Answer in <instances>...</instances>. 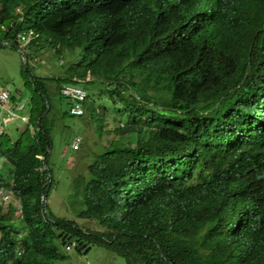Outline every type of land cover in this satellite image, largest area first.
I'll return each mask as SVG.
<instances>
[{
    "label": "trees",
    "instance_id": "1",
    "mask_svg": "<svg viewBox=\"0 0 264 264\" xmlns=\"http://www.w3.org/2000/svg\"><path fill=\"white\" fill-rule=\"evenodd\" d=\"M0 24L12 46L23 25L28 45L78 46L83 69L62 78L105 81L121 116L74 178L80 227L39 200L53 123L24 66L33 131L0 135V186L21 208L0 200V264H65L92 246L125 264H264V0H0ZM83 106L102 135L106 108Z\"/></svg>",
    "mask_w": 264,
    "mask_h": 264
},
{
    "label": "rangeland",
    "instance_id": "2",
    "mask_svg": "<svg viewBox=\"0 0 264 264\" xmlns=\"http://www.w3.org/2000/svg\"><path fill=\"white\" fill-rule=\"evenodd\" d=\"M21 31L27 35L24 25ZM1 35L0 31V38ZM25 42L27 41H22L19 46L6 43L0 45V85L10 93L14 113L18 116L16 118L10 116V120L3 125L4 133L13 138L24 126L19 116L24 114L25 108L17 109L16 107L33 94L31 81L23 71L27 64L29 72L34 76H39V79L47 86L48 98L52 104L48 117L55 118L51 129L52 145L48 156V167L53 181L47 193V204L55 211V215L68 219L74 218L80 227H88L91 223L88 225L85 218L75 217L76 213L83 208V202L82 187H78L74 178H82L86 175L85 167L92 157L96 156L94 153L100 152L99 149L106 145L109 138L115 134L114 127L121 121V116L116 109L120 107V104L107 97L105 81L92 78L86 83L76 82L75 84H80L86 90L94 106L106 108L102 135H99L97 130V120L100 116L92 118L88 114L75 116L61 112L68 108V101L64 97L58 98L57 92L53 93L51 90H54L58 83L59 85L64 82L71 83L62 78L67 74L71 64L77 65V69H83V61L79 53L81 49L78 46L74 49L64 46L54 47L44 40L38 41V46L32 43L24 44ZM127 78L126 75L124 79ZM33 105H37L36 98ZM89 105L87 104L85 108ZM56 108L58 113H54ZM108 129L110 131H107ZM74 134L81 135L82 139L78 148L73 152L68 145ZM126 136L131 139L134 135L129 133ZM0 161L2 176H5L6 160L1 157ZM68 253L70 254V251ZM71 255L75 258L68 255L62 262L65 264H125L123 258L99 246L90 247L86 253L77 255L72 252Z\"/></svg>",
    "mask_w": 264,
    "mask_h": 264
},
{
    "label": "built area",
    "instance_id": "3",
    "mask_svg": "<svg viewBox=\"0 0 264 264\" xmlns=\"http://www.w3.org/2000/svg\"><path fill=\"white\" fill-rule=\"evenodd\" d=\"M20 38H23V35H21ZM60 91L62 95H64L69 101H71V105L69 106V112L71 114L80 115L84 112L82 103L86 99V92L83 88L70 83H62L60 87ZM8 102H9L8 90L4 88H0V105L6 106ZM26 118H27L26 116H21L22 120H25ZM1 132L2 129L0 127V133ZM81 139H82L81 135L74 134L68 147L73 150L77 149L81 142ZM69 247H70L69 245H66V248Z\"/></svg>",
    "mask_w": 264,
    "mask_h": 264
},
{
    "label": "crops",
    "instance_id": "4",
    "mask_svg": "<svg viewBox=\"0 0 264 264\" xmlns=\"http://www.w3.org/2000/svg\"><path fill=\"white\" fill-rule=\"evenodd\" d=\"M2 29H3V27L1 26V24H0V31L2 32ZM2 36V35H1ZM4 43H6V44H8L6 41H3L1 38H0V45L1 44H4ZM21 44V42H19V45ZM64 77V76H63ZM51 85H53V84H51ZM50 85V90H51V86ZM58 85H59V83H58ZM54 86V85H53ZM0 88H4V87H2L1 85H0ZM4 89H6V88H4ZM53 93H56L57 92V87H54V90H51ZM32 95V94H31ZM58 95V94H57ZM59 97H64L63 95L62 96H60V95H58V98ZM30 98H31V96H30ZM28 99V100H24L23 102H22V104H19L16 108L17 109H21V108H25L24 109V114H21L20 116H26V117H29V115H30V106H31V102H30V100L31 99ZM45 100V110H44V112H47V110H48V108H49V105H50V108H51V100H49V103L47 102V99H44ZM66 100L68 101V103H69V100L66 98ZM55 100H53V102H54ZM67 103V104H68ZM13 99L11 98V95H10V93H9V102H8V104L6 105V106H1L0 105V127H1V129H2V132L0 133V135H2V134H5L4 133V129H3V125H5V123L6 122H8L9 120H10V116H13L14 118H16V117H18V116H16L15 115V113H14V109H13ZM47 106H48V108H47ZM69 107V106H68ZM55 111H54V113L55 112H59L58 111V109L56 108V109H54ZM66 110H67V108H66ZM66 110H64V111H61V112H65ZM12 113H11V112ZM19 116V118H20V120L24 123V126L27 124L28 126H29V129L30 130H32V127H31V125L29 124V119L28 120H22L21 119V117ZM48 119L50 120V121H52V123H53V120L55 119V118H50V117H48ZM24 126H22L19 130H22L23 129V127ZM33 131V130H32ZM16 137V135L14 136V138ZM68 150V149H67ZM66 152V151H65ZM65 152H63V153H65ZM41 157V156H40ZM51 210H52V212H54L55 213V211L51 208V207H49ZM56 214V213H55Z\"/></svg>",
    "mask_w": 264,
    "mask_h": 264
},
{
    "label": "clouds",
    "instance_id": "5",
    "mask_svg": "<svg viewBox=\"0 0 264 264\" xmlns=\"http://www.w3.org/2000/svg\"><path fill=\"white\" fill-rule=\"evenodd\" d=\"M23 35V38H20V36ZM17 40L19 42H22V41H27L25 42L24 44L28 43V38L25 36V34L22 33V31L20 33H18L17 35ZM64 83H67V82H64ZM62 84V83H61ZM70 84H73V85H77V86H80L81 88H83L80 84H74V83H70ZM61 87V85H60ZM84 89V88H83ZM85 90V89H84ZM61 92V91H60ZM86 92V90H85ZM62 94V93H61ZM64 96V95H63ZM65 97V96H64ZM66 98V97H65ZM89 98L87 96V92H86V99L84 101H87ZM83 101V102H84ZM82 107H83V110L85 112V108L83 106V103H82ZM84 112L82 114H84ZM70 113V112H69ZM71 114V113H70ZM80 114V115H82ZM71 115H74V114H71ZM75 116H79V115H75ZM21 117V116H20ZM29 117L26 118V120H28ZM2 156H0L1 158ZM1 163V161H0ZM2 170L0 169V177L2 179H5L6 178V173H5V176H2ZM49 190V188H46V191L40 196L39 200L40 202L43 204L44 208H45V205L47 204V191ZM4 200V201H9L11 204H14L16 207H17V210H21L20 206H19V203H18V200L15 198L13 192L8 188V187H3V186H0V200ZM54 213V212H53ZM77 215V213H76ZM76 218H78L77 216H75ZM74 219V218H73ZM75 220V219H74ZM66 245H69L70 246V243H67ZM66 245H65V249L68 250L69 248H66Z\"/></svg>",
    "mask_w": 264,
    "mask_h": 264
},
{
    "label": "water",
    "instance_id": "6",
    "mask_svg": "<svg viewBox=\"0 0 264 264\" xmlns=\"http://www.w3.org/2000/svg\"><path fill=\"white\" fill-rule=\"evenodd\" d=\"M47 108H48V106H47Z\"/></svg>",
    "mask_w": 264,
    "mask_h": 264
}]
</instances>
